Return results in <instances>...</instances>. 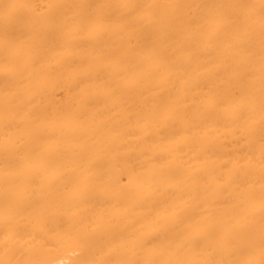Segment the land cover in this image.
<instances>
[{
  "label": "bare ground",
  "instance_id": "6f19581e",
  "mask_svg": "<svg viewBox=\"0 0 264 264\" xmlns=\"http://www.w3.org/2000/svg\"><path fill=\"white\" fill-rule=\"evenodd\" d=\"M0 264H264V0H0Z\"/></svg>",
  "mask_w": 264,
  "mask_h": 264
}]
</instances>
